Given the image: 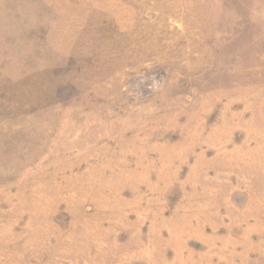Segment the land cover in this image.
<instances>
[{
  "label": "rangeland",
  "instance_id": "rangeland-1",
  "mask_svg": "<svg viewBox=\"0 0 264 264\" xmlns=\"http://www.w3.org/2000/svg\"><path fill=\"white\" fill-rule=\"evenodd\" d=\"M0 264H264V0H0Z\"/></svg>",
  "mask_w": 264,
  "mask_h": 264
}]
</instances>
